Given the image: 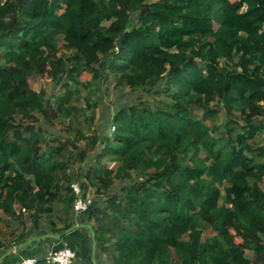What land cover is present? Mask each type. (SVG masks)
<instances>
[{
	"label": "trees",
	"instance_id": "trees-1",
	"mask_svg": "<svg viewBox=\"0 0 264 264\" xmlns=\"http://www.w3.org/2000/svg\"><path fill=\"white\" fill-rule=\"evenodd\" d=\"M84 75L164 95V109L130 95L110 135L62 138L53 121L79 112ZM218 116L215 137L205 121ZM263 130L264 0H0V225L17 224L13 245L92 224L110 264H264ZM87 157L80 183L72 163ZM77 182L106 201L75 215Z\"/></svg>",
	"mask_w": 264,
	"mask_h": 264
},
{
	"label": "rangeland",
	"instance_id": "rangeland-1",
	"mask_svg": "<svg viewBox=\"0 0 264 264\" xmlns=\"http://www.w3.org/2000/svg\"><path fill=\"white\" fill-rule=\"evenodd\" d=\"M81 82L82 83L91 82L90 84L91 86L80 87L78 89V92H77L78 94L77 96H75L72 102L73 103L72 105L73 107L78 108L79 112L72 111L71 117L69 118V122L68 120L62 119V118H58L53 121L54 123L53 126L56 130L55 134L60 135L62 138L70 136V134L66 130L68 126L70 128H73L74 130H80L87 137L89 136L91 137L93 133H96L95 130H97L99 134H101L102 132L106 135H110L112 132V129L109 125L106 124V120L109 119L113 115V112L117 106H119L120 104H124L123 102L131 101L129 99L130 97L131 98L144 97L150 109H164L160 101L167 99V97L164 95L157 97L156 95H151V94L148 95L142 91H138L136 92V94H133V95H131L132 93L129 92L128 89L122 90L120 92L119 89H116L114 87V84L112 81L93 82L91 81V77L89 75H84L81 78ZM29 84L34 91L36 92L43 91L45 96L51 100H53V98L59 93L58 87L55 86L52 82H49V80H45L41 78H33L29 81ZM88 103L90 104L96 103V105L93 108H89ZM192 113L197 115L200 119H203L201 116V111L199 109L193 108ZM34 117L38 119L39 123L42 126L44 122L42 115H40L39 113H36ZM224 121L225 120H223L221 116H218L214 119L206 120L205 124L210 127L215 137H219L223 135L225 131ZM255 144L259 146L261 145L264 146V130L256 138ZM77 145H78L77 152L84 147V143L82 142L78 143ZM72 150L73 149H69V151H72ZM86 151L88 154L92 153L91 149H88ZM201 156H204V153H202ZM91 164H93V161H92V158H89V157H87L83 161H77V160L73 161L71 169L74 171L76 176L79 177L78 178L79 180H77L78 182L81 183L83 181L86 171L88 170ZM103 164L105 166H109L112 169L115 168V164L110 163L108 160H104ZM78 182L77 184H79ZM260 188L264 192V182L260 183ZM87 196L91 198L92 200H96L95 202L99 200V201H102V203L105 202L106 201L105 198H107L106 195L105 196L102 195L99 197L95 193L94 188L88 189ZM58 206L60 205H57V207ZM22 213L26 214L28 212L25 211ZM46 221L47 219L44 218L42 223H45ZM212 235H213V232L208 227L205 226L204 231H203V237L207 238ZM247 255L249 257H252L251 252H247ZM85 256H86L84 259L85 264H91V244L89 245V248ZM97 259L99 260L98 261L99 264H110L109 260L103 259L101 256H96L95 254V262ZM80 261L81 260L77 258L74 264H79Z\"/></svg>",
	"mask_w": 264,
	"mask_h": 264
},
{
	"label": "crops",
	"instance_id": "crops-1",
	"mask_svg": "<svg viewBox=\"0 0 264 264\" xmlns=\"http://www.w3.org/2000/svg\"><path fill=\"white\" fill-rule=\"evenodd\" d=\"M7 222H8L7 225H0V242L3 243V245L5 246L4 248L0 247V250L3 251V249H4L3 253H5L7 250H9L13 247L18 246V244H16V245L12 244L14 239L10 238V233H9V229H8V227L9 228H17L18 226L15 222H13L11 220L7 221ZM88 225H90V224H88ZM32 237H36V236H31L30 238H32ZM89 237L90 236H89L88 232L80 231V229H78L76 231H72L65 239H61L59 241H54V240L50 241L49 239H47L44 242L40 241L37 243H32L30 245V247L25 248L24 251L13 252L1 264H15V263L19 262L20 260L26 259V258L43 259L45 257V255L50 250L59 249L63 246H67L69 248L70 247L74 248L76 250V254H77L76 259L78 258L79 260H81L79 264H85L84 259L86 257L85 256L86 252L89 248V240H88ZM30 238H28V239H30ZM25 242H23V243H25ZM10 245H12V246H10ZM101 257L103 259H105L104 256L101 255Z\"/></svg>",
	"mask_w": 264,
	"mask_h": 264
},
{
	"label": "built area",
	"instance_id": "built-area-1",
	"mask_svg": "<svg viewBox=\"0 0 264 264\" xmlns=\"http://www.w3.org/2000/svg\"><path fill=\"white\" fill-rule=\"evenodd\" d=\"M74 199L72 202V210L75 215H80L85 213L92 204V199L83 196L81 187L77 183H72L70 185ZM24 212V210H21ZM35 258L22 259L15 264H35ZM46 264H74L76 260V253L74 250L67 246H63L59 249L50 250L45 257L42 259Z\"/></svg>",
	"mask_w": 264,
	"mask_h": 264
},
{
	"label": "water",
	"instance_id": "water-1",
	"mask_svg": "<svg viewBox=\"0 0 264 264\" xmlns=\"http://www.w3.org/2000/svg\"><path fill=\"white\" fill-rule=\"evenodd\" d=\"M120 38L117 39V44L119 45ZM86 229L89 233L90 240H91V264H96L95 262V253H96V241H95V233L91 225L88 224H74L71 226L69 229L63 231L60 234H51V233H45L43 235H40L38 237H32L28 239L25 243H21L16 247H13L9 250H7L5 253H3L0 256V264L8 258L13 252L15 251H24L25 248L30 247L32 243H37L40 241H45L47 239L49 240H54V241H59L61 240L65 235L69 234L70 232L77 230V229Z\"/></svg>",
	"mask_w": 264,
	"mask_h": 264
}]
</instances>
